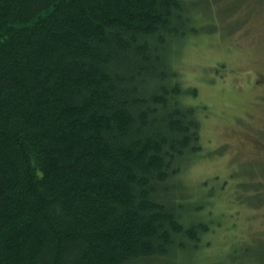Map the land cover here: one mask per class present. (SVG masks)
Wrapping results in <instances>:
<instances>
[{
  "label": "trees",
  "instance_id": "16d2710c",
  "mask_svg": "<svg viewBox=\"0 0 264 264\" xmlns=\"http://www.w3.org/2000/svg\"><path fill=\"white\" fill-rule=\"evenodd\" d=\"M198 6L0 0V264H189L203 246L176 64Z\"/></svg>",
  "mask_w": 264,
  "mask_h": 264
},
{
  "label": "rangeland",
  "instance_id": "374dc122",
  "mask_svg": "<svg viewBox=\"0 0 264 264\" xmlns=\"http://www.w3.org/2000/svg\"><path fill=\"white\" fill-rule=\"evenodd\" d=\"M187 1L199 2L197 29L176 64L185 86L194 89L189 103L199 106L201 150L183 180L191 194L201 195L205 206L198 210L208 226L189 264H264V168L240 162L243 136H255L264 125L258 118H264V99L252 87L264 70L263 45L237 40L242 12H228L231 0ZM243 117L250 122L237 127Z\"/></svg>",
  "mask_w": 264,
  "mask_h": 264
},
{
  "label": "flooded vegetation",
  "instance_id": "af4514ba",
  "mask_svg": "<svg viewBox=\"0 0 264 264\" xmlns=\"http://www.w3.org/2000/svg\"><path fill=\"white\" fill-rule=\"evenodd\" d=\"M231 2L236 3L234 8L240 9L243 19V22L239 24V26H243V33H237L238 39H235L249 41L250 44H262L263 54L260 53L258 56H264V0H231ZM252 87L258 90L261 93L260 98L264 99V70H258L257 76L252 81ZM252 118L255 122L256 117L250 115V121ZM258 118L264 121V118L259 116ZM250 121L247 117L237 118V127L241 125L245 128ZM243 137L244 142L241 145L244 146L241 152L245 155L241 157L240 162L254 163V167L264 168V125L258 127L255 136L246 133Z\"/></svg>",
  "mask_w": 264,
  "mask_h": 264
}]
</instances>
